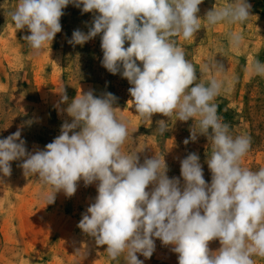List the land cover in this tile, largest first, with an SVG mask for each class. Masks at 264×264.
<instances>
[{
    "label": "clouds",
    "instance_id": "clouds-1",
    "mask_svg": "<svg viewBox=\"0 0 264 264\" xmlns=\"http://www.w3.org/2000/svg\"><path fill=\"white\" fill-rule=\"evenodd\" d=\"M203 0H18L8 16L34 55L41 54L62 31L61 18L69 5L92 13L87 33L76 29L69 44L83 46L100 37L102 66L120 74L136 115L156 131H169V120L192 121L190 141L207 138L206 158L211 182H206L200 156L189 153L180 162V177H169V168L158 155L141 162L138 152H123L129 138L128 122L118 116L117 98L106 92L80 91L70 102L65 87L57 93L65 120L60 134L42 150L28 151L21 129L0 139V181L12 173L11 162L26 178L35 177L45 205L58 193L72 197L83 181L95 185L97 195L82 213L77 227L93 238L111 260L144 264L150 259L155 239L172 246L178 264H256L264 259V167L253 171L242 165L251 148L247 134L233 135L218 115L216 98L238 82L227 78L223 63L211 57L202 67L212 78L199 82L177 38L195 41L201 28L218 24H244L251 15L248 0H230L200 17ZM229 44L240 47L243 37L231 32ZM128 44L125 47V44ZM139 62V63H138ZM249 78H264V61L253 59ZM220 77V78H218ZM122 112V111H121ZM219 241L216 250L209 242Z\"/></svg>",
    "mask_w": 264,
    "mask_h": 264
},
{
    "label": "rangeland",
    "instance_id": "rangeland-1",
    "mask_svg": "<svg viewBox=\"0 0 264 264\" xmlns=\"http://www.w3.org/2000/svg\"><path fill=\"white\" fill-rule=\"evenodd\" d=\"M230 0H203L198 15L203 17L214 6H226ZM18 0H0V139L21 129V138L28 151L42 150L60 134L62 123L71 118L62 109L57 91L65 87L69 102L80 91L92 90L96 96L106 92L117 98L118 116L128 122L129 138L123 152H138L141 162L146 157L164 156L169 171L167 175L180 177V160L189 153L200 156L206 182H211V173L206 158L210 155L207 138L200 136L196 142L184 144L190 137L192 121L180 122L175 117L169 120V131L159 135L156 121L168 118L160 114L152 117V125L144 124L128 102L131 85L120 74L109 73L101 64L103 53L100 37L83 46L71 45L68 41L74 30L85 33L93 20L92 13H81L69 5L61 18L62 31L50 46L39 55H34L23 37L30 33L17 31L8 16ZM251 17L244 24H218L201 28L195 41L177 38L178 46L186 58L196 66L199 82H206L213 74L202 72V67L211 57L223 63L230 79L237 76L238 82L228 86L216 98L218 115L230 125L232 134L249 135L251 148L241 163L253 171L264 167V78H249L246 73L253 59L264 61V0H248ZM239 32L240 47L229 44V33ZM128 44H125L127 47ZM139 63V62H138ZM220 78V77H218ZM248 116V118H245ZM22 161L11 162L12 173L0 181V264H123V259L111 260L104 252L106 245L97 246L95 240L84 234L77 224L82 213L94 201L96 186L85 187L78 183L76 193L66 197L58 193L55 202L45 205L40 198L42 189L35 177L26 178L18 166ZM155 251L150 259L138 258L144 264H178L172 246H165L155 239ZM219 241L209 242L216 250ZM256 264L264 259L255 258Z\"/></svg>",
    "mask_w": 264,
    "mask_h": 264
},
{
    "label": "trees",
    "instance_id": "trees-1",
    "mask_svg": "<svg viewBox=\"0 0 264 264\" xmlns=\"http://www.w3.org/2000/svg\"><path fill=\"white\" fill-rule=\"evenodd\" d=\"M245 118H248V116H245ZM248 132H249V135L251 137H253V138L256 137V135L254 134V130L253 129L249 130Z\"/></svg>",
    "mask_w": 264,
    "mask_h": 264
}]
</instances>
